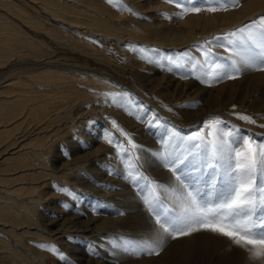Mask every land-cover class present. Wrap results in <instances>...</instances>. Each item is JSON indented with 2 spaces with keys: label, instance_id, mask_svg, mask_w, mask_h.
Wrapping results in <instances>:
<instances>
[{
  "label": "bare ground",
  "instance_id": "6f19581e",
  "mask_svg": "<svg viewBox=\"0 0 264 264\" xmlns=\"http://www.w3.org/2000/svg\"><path fill=\"white\" fill-rule=\"evenodd\" d=\"M232 1L0 0V259L10 256L18 264H127L118 251L159 241L167 232L153 210L144 208L143 187L151 197L174 206L181 219L187 216L190 197L184 180L196 170L198 159L212 158L210 140L206 137L207 146L201 144L192 153L200 141H193L196 131H191V141L177 127L169 128L165 118L174 114L165 110V102L180 121L195 124L212 113L230 119L227 112L235 107L226 103L230 89L224 90L228 79L223 80V52L241 74L237 91L249 88L250 100L264 104V68L254 63L256 51L264 50V43L258 46L261 39L248 35L259 50L245 37L236 38L233 49L218 44L224 38L233 41L252 19L258 20L264 0ZM175 16L178 27L171 22ZM24 25L83 60L61 61L53 50L39 54L49 45ZM200 34L204 39L198 42ZM205 45L221 56L211 59ZM111 46L159 101L144 102L139 90L115 81L103 68L90 67L92 60L103 67L105 62L113 65ZM29 54L34 61L23 60ZM196 59L204 65L205 78H213L204 86L205 94L194 80L182 78V68H199ZM202 97L208 100L206 107L184 108ZM255 113L263 115L264 110ZM222 148H215L213 155L221 156L223 168H228ZM190 152L192 160L186 155ZM202 234L173 238L159 263L176 254L185 259L198 255L199 243L206 246L217 237ZM225 234L233 235L221 236ZM79 237L90 248L76 246Z\"/></svg>",
  "mask_w": 264,
  "mask_h": 264
},
{
  "label": "rangeland",
  "instance_id": "374dc122",
  "mask_svg": "<svg viewBox=\"0 0 264 264\" xmlns=\"http://www.w3.org/2000/svg\"><path fill=\"white\" fill-rule=\"evenodd\" d=\"M232 2H230V6L237 5V3L232 4ZM218 5L221 6L223 3H219ZM256 18H258L256 21H254V19L251 21L249 20L250 22L247 26L235 34V39L233 38V41L224 38V41L222 40L221 42L220 40V43L218 44L222 45L223 49H233V42H236L237 39L238 42L245 37V42H250L249 44L252 45L251 48L253 50L254 48L259 50L258 46H260V44L263 46L264 43V14H258L256 15ZM171 22L178 27L177 16L173 17ZM24 27L34 37L42 38L46 44L49 45V47H46L45 49L43 48V51L41 50L42 52L39 51V54H43L44 52V54H48V51L50 52L53 50L54 52L51 54H56L61 61L80 62L83 60L77 52L72 53L71 51H68V48L53 42L45 34H41L43 37H40L38 31L31 29L26 25H24ZM257 29L261 32L259 30L257 31ZM253 33L258 37L259 42L262 41V43L258 42V46L253 44L254 42L248 37V35H253ZM258 34L262 37H259ZM202 39H204L202 34L196 37V41L198 42ZM193 46H195V43ZM205 46L204 49H207V56L211 57L216 54L219 55V52L212 50L209 45ZM31 51L36 53V50ZM109 52L113 54V59L115 60L113 61V65H109L105 62L107 66H104V68L92 60L89 64L90 67L94 68L95 66L96 68H103L105 69L104 71L107 70V73L113 75L116 79L115 81L139 90L144 102H147L148 100H153L154 102L159 101L154 94L140 85L141 82L137 79L138 75L130 71V69L126 67L127 64L118 57L117 54L119 52L115 46H111ZM256 53L258 54L254 55V63L264 68V50L256 51ZM30 54L24 56L23 60L26 62L34 61V58L36 57H33ZM220 54H224L220 59H222L224 65L226 64L223 72V74L225 73L223 80L228 79V83L225 85L224 90L230 89V94L226 103L233 104L235 107L231 112H227L230 119L212 113L205 116L201 121L192 124L191 122L180 121L177 117V113L175 114L173 111L171 103L165 102L164 104L165 110L172 115L174 114L173 116H166L167 118H165L168 127L171 129L175 128L174 130H181L191 141L192 139L190 136H193V133L196 131L195 135L192 137L193 141H196L198 137L197 140L200 141L194 147L195 150H192V153L195 154L198 152V149L202 148H198L197 146H201L202 144L204 147L207 146L206 144L210 143L208 144V151L210 154H208L210 157L212 156L213 159L205 158L208 162L205 161L203 157L198 159V161H196L197 163H195L198 166H196L197 171L192 170V175H189L190 177H187V180H184L188 197H190L188 198L190 199L188 201H191L192 203L187 202L188 206L186 205V210L189 212L185 218L182 217L183 220L177 213L175 214L176 210L174 206L170 205V203L158 199L159 197L156 195H152L151 197L148 190L146 188L144 189V187L140 189L141 200L143 199L142 202L146 201V203L143 202L144 208L146 209V205H148L147 210L149 213L153 210V212H151L152 215L157 218L159 224L165 227L163 232L166 230L167 232H165L163 238L159 241L154 240L153 243H145L144 246L142 245L144 242L135 243L128 246L125 252L118 251V253H122L128 258L127 264H161L158 259L164 254L167 246L172 242L173 238H179L181 237V234H188L192 235V238H197L204 232L212 233L217 237L212 238L206 246L199 243L197 246V249H199L198 255L195 253L192 255L193 257L191 256V258L187 259L181 255H172L173 257L164 260V264H226L227 262L228 264H232V262L229 261H233L234 264H243L242 260L244 258L250 262V264H264V114L261 113L263 115H259L261 118L255 115L257 110H264V104L262 106V102H260L259 99L250 100L252 97L250 95L248 96L250 89L247 87V90L243 89L237 91L239 87L238 77L241 75L237 69V64L229 54L223 52ZM198 59H196L195 63H197L199 68L194 67L191 71L182 68L181 72H184L182 78L194 80V86L200 92L203 91L202 93L205 94L204 86L208 85V82L213 78H205L207 76L205 73L207 74V72L203 69L204 65L202 64V66L201 62H198L200 60ZM211 59L210 61H212ZM194 69L196 70L195 73ZM137 98H139V96H137ZM207 103L208 100L202 97L195 104H183V106L184 108L193 109L198 105L206 107ZM239 103L243 104L239 107ZM183 106H179V108H182ZM252 107L258 108L255 111ZM146 114L147 112L145 111L142 114V118ZM203 124L206 128L203 127ZM206 129L208 133L205 131ZM191 131L194 132L192 133ZM190 132L191 134H189ZM206 137L210 140L209 142ZM201 140L205 141L204 145ZM210 145L212 147H210ZM223 146H225V148H222ZM217 147H221L225 154H227V158L230 162L229 164H231L228 168H223L224 160L221 156L217 157V155H213L217 153L215 149ZM186 155L188 160L194 158V155L192 156L191 152L186 153ZM200 155H203L202 151L200 152ZM166 163L172 164V161L169 160L166 161ZM176 172L178 173V171ZM150 199L154 204L150 203ZM154 205H156V207ZM140 211V209H136L133 212L139 213ZM172 212L173 215L170 216ZM44 214H47L46 210ZM177 215L179 216V219ZM205 228H209L210 230L204 231ZM226 232L233 235L225 234L226 236H221ZM74 244L83 250L90 246L89 243L82 240L81 237L77 238V241L75 240ZM218 246H220L219 249L215 251ZM130 248H132L131 251L129 250ZM9 262L10 264H18V260L12 259L10 256L2 257L0 259V264H9ZM32 262L35 264H44L34 260ZM23 264L32 263L23 262Z\"/></svg>",
  "mask_w": 264,
  "mask_h": 264
}]
</instances>
